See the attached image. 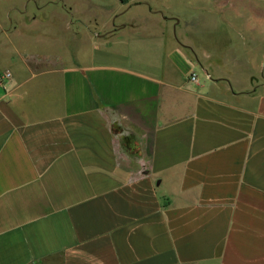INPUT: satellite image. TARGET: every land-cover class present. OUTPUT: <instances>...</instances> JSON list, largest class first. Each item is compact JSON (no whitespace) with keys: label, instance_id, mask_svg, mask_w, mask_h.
I'll return each mask as SVG.
<instances>
[{"label":"crops","instance_id":"0c3cea01","mask_svg":"<svg viewBox=\"0 0 264 264\" xmlns=\"http://www.w3.org/2000/svg\"><path fill=\"white\" fill-rule=\"evenodd\" d=\"M9 1L0 264H264L261 0Z\"/></svg>","mask_w":264,"mask_h":264},{"label":"rangeland","instance_id":"374dc122","mask_svg":"<svg viewBox=\"0 0 264 264\" xmlns=\"http://www.w3.org/2000/svg\"><path fill=\"white\" fill-rule=\"evenodd\" d=\"M94 1L96 2L97 0H75V2L73 4L54 2L52 4H46L48 7L44 9L45 10L44 12L43 11L42 12L36 11L35 5L33 3L27 4L29 11L31 13L34 12L35 15H37L38 17H41V15L45 17L46 15H48L50 13H57V18H55L53 24L51 25L52 27L50 25L43 24V23L38 24L35 27H33L32 31H31L32 35L29 36L31 38L29 40L30 45L34 44L33 47L34 46L36 47L37 40H39V38L42 37L43 35L45 36V34H46V38L52 39L51 43H55L56 41L58 42L60 38H55V36L53 38L52 34H54V33H49V32H51V29L52 30L54 29L53 31H55V32L62 30V24H61L62 22L60 21L61 20L60 17L66 13L70 14L72 12V9H73L72 7H76V10H75L76 14H72L73 19H77L78 16L83 17L84 19H85V17L88 18L85 15V14H87L86 13V11L88 10L87 8L89 6V3L94 2ZM10 5H11V3L9 0H0V9L9 7ZM36 5L38 6V5H45V4H36ZM17 6L21 7V4H17ZM179 9H183L182 13L185 12V14H184L185 16H187L189 14L188 9H185L184 4L179 6ZM260 10L264 11V1H262V0L260 2ZM2 11H4V10H2ZM2 11H0V12H2ZM65 16H67V15H65ZM0 22H3V23L7 22V25H5V24L4 25H5V28L9 27V36H11L10 34L12 33V27H13L12 20L11 19L8 20V18H2V19L0 18ZM92 29H93L92 31H94V33H98L99 35H101V34L103 35L105 33V30L104 31L98 30L97 26H94ZM48 30H49V32H48ZM21 31L23 33L28 32L27 30H24L23 27H22ZM22 35H24V34L19 35V37H22V40H23ZM5 38H6V35L0 33V44L3 43ZM95 38H97V36ZM22 44H23L22 41L19 42L18 47H22L25 43L23 45ZM91 52H92L91 49L85 50L84 54L86 55V54H89Z\"/></svg>","mask_w":264,"mask_h":264},{"label":"built area","instance_id":"2783aa9c","mask_svg":"<svg viewBox=\"0 0 264 264\" xmlns=\"http://www.w3.org/2000/svg\"><path fill=\"white\" fill-rule=\"evenodd\" d=\"M10 76H11L10 73H5L3 75V78H10ZM206 76H207V78H209L208 75H206ZM189 79L193 83H198L199 82V75H198V73L196 71H192L190 73V75H189ZM1 82H2V80H1Z\"/></svg>","mask_w":264,"mask_h":264}]
</instances>
